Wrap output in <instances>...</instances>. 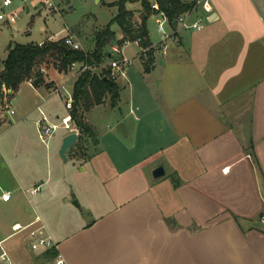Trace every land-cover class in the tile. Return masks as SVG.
<instances>
[{
    "label": "crops",
    "instance_id": "crops-1",
    "mask_svg": "<svg viewBox=\"0 0 264 264\" xmlns=\"http://www.w3.org/2000/svg\"><path fill=\"white\" fill-rule=\"evenodd\" d=\"M211 2L202 30L178 36L161 58L156 51L149 71L141 58L131 61L114 80L116 105L105 97L84 113L95 151L86 159L67 152V162L95 165L107 209L68 232H47L66 264H264V0ZM122 37L107 51L122 55ZM244 94L249 103L237 108ZM157 167L164 175L154 178ZM72 197L62 210L78 217ZM12 200L0 193V203ZM29 203L24 225L38 216L46 228L50 203Z\"/></svg>",
    "mask_w": 264,
    "mask_h": 264
},
{
    "label": "rangeland",
    "instance_id": "rangeland-1",
    "mask_svg": "<svg viewBox=\"0 0 264 264\" xmlns=\"http://www.w3.org/2000/svg\"><path fill=\"white\" fill-rule=\"evenodd\" d=\"M53 1L56 4V9L50 15L46 14L44 0H13L10 8H0V13L16 11L19 14V18L13 24L0 20V72L4 67L3 62L7 53L16 43L36 44L72 35L73 39L80 44L81 49L92 50L95 32L109 24L118 12L116 6H110L115 0ZM209 1L212 3L211 0ZM126 7L135 12L133 21L139 25L142 12L140 4L128 3ZM200 8L198 9L199 12L201 11ZM193 18L196 19L197 15H194ZM159 19V16L152 15L147 20L150 41L156 45L161 40L157 24ZM203 23L207 24V21ZM41 27H44L45 30L42 31ZM112 28L117 30L116 25H113ZM165 29L168 31L167 28ZM117 33L118 31H116V38L121 32ZM195 33H197L195 30L183 29L178 36L184 37L185 34L190 36ZM10 41L12 43L9 45ZM173 42V39L166 42V51L169 50L170 45H174ZM112 44H109L108 48L111 49ZM139 51L138 44L132 42L124 46L122 55L112 52V50L109 53L111 52L114 59L127 58L133 62L132 64L138 66L141 60L136 53L138 54ZM173 52H169L170 57L174 55ZM161 57L159 55V58ZM39 69L41 71H38ZM34 71L35 73L37 71L42 73L44 77L43 83L38 87L33 86L28 79L24 80L16 89L5 86L7 90H12V94L7 95V99L11 102L13 115L6 113L4 109L5 92L4 87L1 88L0 193L2 194L4 190L11 191L13 200L8 204L0 203V242L9 255L12 264H54L53 258L44 256L43 248L31 249L28 238L30 229L18 233H14L12 230L14 222H19L21 225L25 224L27 216L24 209L25 207L30 208L32 204L29 203V199H32L33 204L36 203V200L39 201V198L45 199L46 204L50 203L52 209L44 212V216L42 215L43 220H45L43 223L46 224V235H48L47 232L54 231L56 226L60 228V231L68 232L75 226L91 221L107 209V206L102 204L103 200L105 202L102 191L103 177L100 174L98 179L91 174L92 167L95 165L88 161L83 163V166L84 164L87 165L86 174H83L81 172L83 166L80 167L79 162L70 156L68 162H64L61 158L59 152L61 138L68 131L59 127L54 131L47 144L39 139L36 121L41 117V113L38 107L42 109L50 123L58 124L61 122L62 117L67 114L66 100L72 97L73 81L67 82V84L65 82L66 86L62 90V96L52 93L61 84L60 75L64 74L67 78H71V73L68 71L66 73L60 72L53 64L42 67L35 66ZM34 71L31 74L33 76ZM35 89L44 91L40 93ZM105 97L109 98V102L110 95ZM44 98L50 100L46 102ZM248 99L249 95L246 94L237 96L233 104L238 105L237 108H239L247 105ZM246 109L243 110L245 115L243 118L245 119L248 118ZM232 111L240 114V110L232 109ZM96 119L101 121L102 116H98ZM95 144V141L84 140L82 142L80 140L76 146L68 150V153L74 152L75 157L86 159L89 154L95 151ZM87 183L93 184L90 191L83 189ZM37 186H39V192L33 198L26 193L27 189ZM89 194L93 195L92 199L87 197ZM72 195H76L82 208L80 213H77L78 217H75L71 212L62 210L66 199H69L71 203L77 200H72ZM91 203L94 205V210L90 212L86 206L87 204L91 205ZM35 213H33L32 218L36 216Z\"/></svg>",
    "mask_w": 264,
    "mask_h": 264
},
{
    "label": "trees",
    "instance_id": "trees-1",
    "mask_svg": "<svg viewBox=\"0 0 264 264\" xmlns=\"http://www.w3.org/2000/svg\"><path fill=\"white\" fill-rule=\"evenodd\" d=\"M128 3H139L142 9L141 21L136 25L133 21L135 12L127 9ZM159 7L155 10L152 4ZM110 6H116L118 12L111 22L94 34V46L92 50H75L65 44L66 36L58 40H47L42 46L38 44L26 43L16 44L9 52L3 62V70L0 72V97L2 86L18 88L26 79L31 80L33 86L38 87L43 83V75L35 73V66H48L49 64L63 73L69 70L72 63H83L87 65H100L109 58L107 46L116 40V31L112 28L116 25L123 37L118 42L123 46L125 42H135L140 39V47L151 45L147 20L150 16L162 12L166 15L171 27L175 28L174 21L177 18L191 11L194 7L193 0H115ZM154 64V52L147 53V60L144 61V70L149 71ZM34 71V76L31 75ZM107 79V80H106ZM106 95H110L111 105H116L118 99V89L114 80L109 77V70L103 69L102 73H92L86 71L82 73L73 84L72 90V110L70 112L73 123L80 132L79 141H95L96 135L89 124L85 121L84 113L104 102ZM79 144V143H78ZM44 256L55 259L57 251L55 247L46 249Z\"/></svg>",
    "mask_w": 264,
    "mask_h": 264
},
{
    "label": "built area",
    "instance_id": "built-area-1",
    "mask_svg": "<svg viewBox=\"0 0 264 264\" xmlns=\"http://www.w3.org/2000/svg\"><path fill=\"white\" fill-rule=\"evenodd\" d=\"M193 1H194L193 9L185 14L180 15L177 18L176 20L177 24L175 28L171 27L164 13L159 12L158 14H156L157 16L160 17V19L157 21V24H158V32L161 35L160 37L161 40L157 45L151 43L150 46L143 48V47H140L139 45L140 39H137L134 43L138 44V46L140 47V51L138 52L139 58H141L143 61H146L147 53L150 51L154 53L156 51H159L161 56H165L166 42L169 39H173V40L177 39L178 34L181 30L190 29V30L200 31L204 28L205 24L203 22L208 21V17L212 13V7L210 4V1L209 0H193ZM43 3L45 6L47 15H50L52 12L55 11L56 4L54 3L53 0H44ZM12 4H13V0H0L1 9H8L12 6ZM152 7L155 10L159 9L156 3H153ZM199 7H201L202 10L206 13L205 16L197 14L198 13L197 10ZM194 15H197L196 19L193 18ZM18 18H19V14L16 11H12L10 13H5V12L0 13V20L6 21L11 24L15 23ZM165 28H167L169 32L166 31ZM43 43L44 42H40L37 44L38 46H42ZM129 43H132V42H129V41L125 42V44H129ZM65 44L75 50L81 49L80 44L73 39L72 35L66 36ZM112 51L115 53L120 52L118 47H114ZM130 62H131L130 59L122 57V59L110 58L107 62H104L100 65H95V66L93 65L91 66V65H87L83 63H72L68 70V72H70L72 76L71 78L68 79L67 82L73 81V84H74V82L78 79V77L86 71H90L92 73H97L98 75H100L103 69L109 70V77L112 80H116L118 75H123L125 73V69L127 65L130 64ZM42 72H44L43 69H42ZM30 82L32 83L31 80ZM66 84L64 83V84L59 85L57 88L53 90L52 94L62 96V90L65 88ZM3 87H4L3 90L5 92L4 109L6 110V113L13 115L14 111L11 109V102L10 100L7 99V95H11L12 90H7L5 86ZM72 104H73L72 97L66 100L65 107L67 109V114L62 117L61 122L58 124L50 123L48 117L45 115L42 109L38 107V110L41 113V117L36 121V125H37L39 139L43 143L47 144L48 140L50 139L54 131H56L59 127H62L63 129L67 130L68 134L76 133L79 137L80 132L75 126V124L73 123V120L70 114L72 110ZM38 192H39V187H35V188L29 189L26 191V193H28L30 196H35ZM11 198H12L11 191L5 190L2 192L1 200L3 202H9ZM40 221H41L40 218L36 216L34 221L28 225H21L19 223L13 224L12 230L14 231V233H18V232H22V231L30 229L28 232V238H29V245L31 249L33 250H37L40 248H43L44 250H46L52 247H56L52 238L46 235L45 228L42 224H40ZM261 222L264 223V216L261 217ZM0 264H12L9 258V255L3 248L1 242H0ZM54 264H66V262L64 261V259L58 256L54 259Z\"/></svg>",
    "mask_w": 264,
    "mask_h": 264
},
{
    "label": "water",
    "instance_id": "water-1",
    "mask_svg": "<svg viewBox=\"0 0 264 264\" xmlns=\"http://www.w3.org/2000/svg\"><path fill=\"white\" fill-rule=\"evenodd\" d=\"M213 15L214 14H212V16H210V18L208 19L209 21H211L213 19ZM176 24H177V21H174V25L175 26H176ZM11 43H12V41H10L9 45ZM77 139H78V135L76 133L67 134L63 138L62 145H61V148H60L59 152H60V156H61V158L63 159L64 162L67 161V152H68V150L76 145ZM152 175H153L154 178H159V177L163 176L164 175L163 167H157L156 169H154Z\"/></svg>",
    "mask_w": 264,
    "mask_h": 264
}]
</instances>
